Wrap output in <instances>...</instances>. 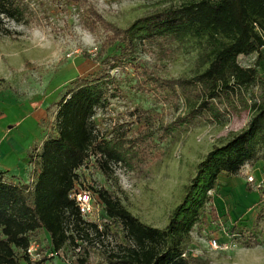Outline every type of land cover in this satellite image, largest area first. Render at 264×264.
Wrapping results in <instances>:
<instances>
[{
	"label": "trees",
	"instance_id": "16d2710c",
	"mask_svg": "<svg viewBox=\"0 0 264 264\" xmlns=\"http://www.w3.org/2000/svg\"><path fill=\"white\" fill-rule=\"evenodd\" d=\"M83 1L66 0L75 6ZM31 15L28 0H0V25L3 20L28 24ZM81 24L90 32L105 33L96 58L99 70L76 78L55 105L53 120L28 156V181L14 183L0 173V264H55L47 256L49 252L55 256L69 252L70 264H91L92 241L102 242L109 236L116 247L107 251L99 264H204L188 246L193 229H203L207 224L204 207L210 201L208 193L216 189L221 176L241 177V168L253 166L258 160L256 146L264 144V78L258 71L264 62V0L170 4L145 13L124 28L104 19L89 4ZM189 39H195L201 48L199 65L203 67L192 77L160 81L156 71L138 59L140 52L168 59L173 44ZM109 49L110 55L104 57ZM253 55L256 59L252 66L239 64L240 57ZM121 66V72L129 68L135 74L136 92L147 93L156 103L174 110L182 98L186 112L155 125L156 114L136 106L132 117L140 120V139L128 138L132 129L125 124L114 125L110 137L98 136L93 116L97 109L107 106L109 90L113 88L116 96L122 95L110 75ZM249 96L254 99L251 103ZM243 109L251 110L253 116L239 133L225 145L214 146L197 164L195 175L184 186L164 228L140 222L114 192L102 188L91 192L101 205L99 230L96 224L84 223L68 198L75 183H79L77 171L90 162V157L94 169L116 184L112 165L121 164L128 172L144 170L143 162L157 147L197 123L222 126ZM151 174L149 171L147 175ZM262 219L264 207L255 224ZM231 232L240 237L245 248L259 244L254 228L233 227ZM39 233L48 235L47 246H42ZM32 241L40 245L36 262L26 254Z\"/></svg>",
	"mask_w": 264,
	"mask_h": 264
},
{
	"label": "rangeland",
	"instance_id": "374dc122",
	"mask_svg": "<svg viewBox=\"0 0 264 264\" xmlns=\"http://www.w3.org/2000/svg\"><path fill=\"white\" fill-rule=\"evenodd\" d=\"M189 1L192 0H84L81 6H75L66 0H28L32 13L28 24L3 20L0 25V114L5 111L7 117L0 119V139L10 151L9 160L4 161L6 167L12 168V174H7L6 178L14 183L28 181V156L43 138L45 126L53 120L55 105L76 78L82 79L99 70L96 58L105 33L103 30L90 32L81 24V16L89 4L104 19L124 28L151 10ZM194 41L173 44L168 59L145 52H140L138 59L154 69L160 81L192 77L203 69L199 65L201 48ZM111 50L103 56L110 55ZM255 59L256 55L240 57L238 62L247 67L252 66ZM121 70L122 66L110 71V75L119 84L122 95L116 96L113 88L109 90L107 106L97 109L93 116L98 136L110 137L114 125L125 124L132 129L128 138L140 139V120L133 118L132 111L136 106L156 114L155 125L175 120L186 112L182 98L178 109L174 110L167 104L156 103L147 93L136 92L133 88L135 74L129 68ZM258 71L264 78V62L260 63ZM248 98L249 103L254 101ZM252 116L251 110L243 109L222 126L197 123L171 143L154 149L153 155H148L142 164L144 170L128 172L121 164L112 165L116 184L94 169V159L90 157V162L77 171L79 186L92 193L102 188L114 192L122 206L140 222L162 229L179 203L184 186L195 175L197 164L214 146L225 145L239 133ZM14 122L18 124L13 126ZM159 151L161 154L154 156ZM255 155L258 160L253 166L244 165L241 177L221 176L216 189L208 193L210 201L204 207L207 224L203 229H193L188 246L193 256L204 264H264V219L258 224L254 222L264 207V187L255 190L247 182L248 175L258 180L264 172V144L256 146ZM149 171L151 176L147 175ZM233 227L250 231L254 228L259 244L245 248L240 237L231 232ZM38 238L42 246H47V234L39 233ZM211 239L216 240V248L209 245ZM92 242L91 264H99L106 252L117 244L110 236L102 242L96 239ZM52 258L55 264L71 262L69 252Z\"/></svg>",
	"mask_w": 264,
	"mask_h": 264
},
{
	"label": "built area",
	"instance_id": "2783aa9c",
	"mask_svg": "<svg viewBox=\"0 0 264 264\" xmlns=\"http://www.w3.org/2000/svg\"><path fill=\"white\" fill-rule=\"evenodd\" d=\"M81 181V180H80ZM247 182L249 185H252L255 190H259L264 187V172H262L259 179H255L252 175H248ZM68 198L74 202L78 213L84 223L87 224H96L98 229L101 230V205L97 200V197L94 198L91 192L87 190H82L79 186L78 181L75 183L74 188L70 191ZM105 222L104 220H102ZM212 240V241H211ZM209 245L212 248L217 247L215 239H211ZM40 245L32 241L27 250L26 254L28 255L31 262H36L40 258ZM48 257H54L53 252H49ZM185 256V255H183Z\"/></svg>",
	"mask_w": 264,
	"mask_h": 264
},
{
	"label": "crops",
	"instance_id": "0c3cea01",
	"mask_svg": "<svg viewBox=\"0 0 264 264\" xmlns=\"http://www.w3.org/2000/svg\"><path fill=\"white\" fill-rule=\"evenodd\" d=\"M6 117H7V114H5V111H3L0 114V119H4ZM13 124H14L13 126H16L18 124V122H14ZM9 152L10 151L7 150V148L3 146V140L0 139V173H1V171H4L6 173V176H7V174L9 175L11 173V171H12L11 170L12 168L11 167H6L7 163L4 162L5 160H7V161L9 160L8 155H7ZM11 156H12V154H11ZM251 194L254 195V193H251Z\"/></svg>",
	"mask_w": 264,
	"mask_h": 264
}]
</instances>
